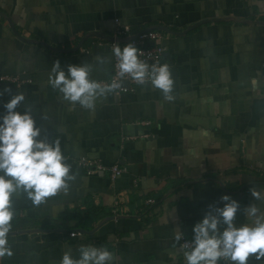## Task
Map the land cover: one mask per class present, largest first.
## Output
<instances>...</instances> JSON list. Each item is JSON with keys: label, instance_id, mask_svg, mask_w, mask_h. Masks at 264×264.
I'll use <instances>...</instances> for the list:
<instances>
[{"label": "crops", "instance_id": "0c3cea01", "mask_svg": "<svg viewBox=\"0 0 264 264\" xmlns=\"http://www.w3.org/2000/svg\"><path fill=\"white\" fill-rule=\"evenodd\" d=\"M116 18L132 35L160 32L173 100L149 83L101 97L90 111L48 84L56 60L89 64L93 80L107 79ZM4 75L19 79L0 80V113L23 93L21 107L41 138L59 141L75 179L39 206L14 194L25 224L9 232L12 255L0 264H60L81 246L107 248L109 264H185L177 227L191 239L224 194L240 202L236 223L249 222V189H264V0H0ZM82 157L124 172L89 173ZM146 198L158 203L144 207Z\"/></svg>", "mask_w": 264, "mask_h": 264}, {"label": "clouds", "instance_id": "9594fccd", "mask_svg": "<svg viewBox=\"0 0 264 264\" xmlns=\"http://www.w3.org/2000/svg\"><path fill=\"white\" fill-rule=\"evenodd\" d=\"M111 53L121 81L101 83L91 78V65L68 64L65 68L56 60L48 84L69 104L90 111L95 110L99 98L119 88L124 78L139 85L150 83L166 100H173L174 79L167 63L149 66L139 58L133 43L123 47L117 43ZM95 59L102 63L104 58ZM24 100L23 93L11 95L0 113V258L12 255L8 234L14 215V194L25 193L34 206H39L58 192H67L69 181L75 179L59 141L41 138V128L31 110L21 107ZM249 192L254 201L244 209L249 222L236 223L240 202L224 194L220 198L222 206L210 205L193 224L190 241L181 243L184 232L177 227L174 240L180 244L185 264H219L222 260L227 264H248L253 257L264 264V209L255 203H264V189L252 187ZM112 256L107 248L81 246L76 257L64 252L60 264H109Z\"/></svg>", "mask_w": 264, "mask_h": 264}, {"label": "built area", "instance_id": "2783aa9c", "mask_svg": "<svg viewBox=\"0 0 264 264\" xmlns=\"http://www.w3.org/2000/svg\"><path fill=\"white\" fill-rule=\"evenodd\" d=\"M114 23L115 28L113 31L112 38L106 43V48L111 55V72L107 79L100 81L101 83H110L113 80L121 81V78L117 75V61L111 53V49L115 47L117 43L121 47L128 43H133L138 48L139 58L148 63L149 66L153 64H163V54L165 51V47L158 42V39L161 37L160 32L155 30H145L132 35L130 27L127 24H121L118 18L114 19ZM18 79V77L14 76H0L1 81L7 80L11 82H17ZM123 81H126L127 84H124ZM123 81L120 83V87L117 88L114 92L122 93L127 91H133L136 87L145 86L149 84L146 83L144 85H139L135 81H132L130 78H124ZM145 123L149 122L146 121ZM78 163L81 164L89 173L92 172L90 168L93 166L95 167V171H108L111 180L116 179L124 172V169L120 168L116 164L111 166H104L97 160L89 159L87 157L80 158ZM114 204L117 205V202H115ZM153 204L154 200L152 198H146L143 200L144 207H150ZM113 213H116L115 209H113ZM80 234V231L69 232L70 237H74L77 235L79 236ZM190 240L191 239L183 237L181 243Z\"/></svg>", "mask_w": 264, "mask_h": 264}, {"label": "trees", "instance_id": "16d2710c", "mask_svg": "<svg viewBox=\"0 0 264 264\" xmlns=\"http://www.w3.org/2000/svg\"><path fill=\"white\" fill-rule=\"evenodd\" d=\"M156 203H158V201L154 199V204L152 205V207H153ZM150 207H151V206H150ZM150 207H148V208L150 209ZM24 224H25V218H23V216L20 215V214H16V215L13 216V219H12V221H11V225H12V226H11L10 231H12V230H16V229H19V228H21V227H24ZM42 227H46V226H42ZM47 227H49V226H47ZM42 229H44V228H42Z\"/></svg>", "mask_w": 264, "mask_h": 264}, {"label": "water", "instance_id": "95a60500", "mask_svg": "<svg viewBox=\"0 0 264 264\" xmlns=\"http://www.w3.org/2000/svg\"><path fill=\"white\" fill-rule=\"evenodd\" d=\"M164 55H165V53L163 54V56H164ZM123 83H124V84H127V82H126V81H123Z\"/></svg>", "mask_w": 264, "mask_h": 264}]
</instances>
